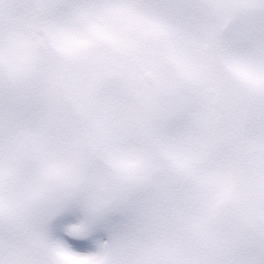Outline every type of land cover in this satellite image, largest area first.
I'll use <instances>...</instances> for the list:
<instances>
[{"label": "snow or ice", "instance_id": "1", "mask_svg": "<svg viewBox=\"0 0 264 264\" xmlns=\"http://www.w3.org/2000/svg\"><path fill=\"white\" fill-rule=\"evenodd\" d=\"M0 264H264V0H0Z\"/></svg>", "mask_w": 264, "mask_h": 264}]
</instances>
